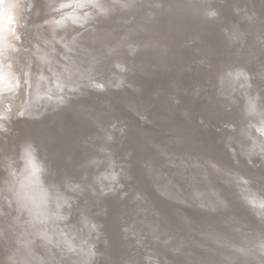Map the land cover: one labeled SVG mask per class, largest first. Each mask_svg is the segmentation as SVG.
<instances>
[{
    "label": "bare ground",
    "instance_id": "obj_1",
    "mask_svg": "<svg viewBox=\"0 0 264 264\" xmlns=\"http://www.w3.org/2000/svg\"><path fill=\"white\" fill-rule=\"evenodd\" d=\"M17 1L0 0V104L4 106L0 108V117L5 118L13 110V104L6 101L7 95L15 96L23 86L12 66L13 50L16 51L12 50L13 37L20 15ZM125 3L126 0H45L46 31L37 32L33 46L39 59L37 66L31 67V60L26 68L25 88L29 90L21 115L42 117V125L50 130L36 131L41 125L30 124L33 132L23 140L19 136L17 157L7 154L0 160L8 166L10 178L2 187L3 198L10 202L12 210L11 221L5 224L10 232L13 230L8 240L10 258L15 256V264H97L100 259L108 264H176L166 254H150L146 246L153 249L156 244L163 246V251H172L173 257L189 256L191 236L179 235L173 228L195 231L192 220L176 207H156L143 200L145 192L138 191L139 163L164 197L181 198L187 187L192 189L188 194L193 196L201 192L200 187L211 192L205 206L211 209L209 213L223 214L222 223H218L222 233L214 228L201 234L223 247L220 254L264 255V235L246 236L241 216L233 212L228 199L212 196L224 185L236 193L244 192L242 188L246 187V199L264 213V177L246 174L237 160L239 154L264 160V48L242 35L232 48L231 62L222 64L218 84L212 90H217L220 104H232L230 111L241 121L238 137L230 138L239 144V153L232 149L238 164L235 168L223 167L205 152H186L192 144L191 133L178 134L176 127L164 132L161 125L144 119L135 106L119 103L114 92L103 94L92 87L96 80L93 69L100 52L95 45L88 44L97 37L96 18L99 13L107 14L114 6ZM84 28L89 30L77 36L75 29ZM110 30L102 27L105 33ZM115 47L110 44L107 51ZM8 88H12L10 93ZM83 96L94 104L85 105L81 101ZM68 99L74 101L70 111H59L60 104ZM178 100V96L172 98L168 101L170 106L160 100L164 119L173 118ZM107 104L112 114L105 110ZM192 116L193 113L187 117ZM135 119L152 123L155 133L137 128ZM89 120V134L77 131L70 135L69 129L84 126ZM71 121L74 124L68 125ZM66 127L69 128L65 130ZM29 146L31 156L27 157L25 149ZM91 150L93 154L89 156ZM60 151L75 152V159L68 166L56 163L52 159ZM173 214L181 221H174ZM228 220L240 223L227 227ZM124 224L137 225L132 238L120 236L121 229H126ZM224 232L238 238L241 244H235Z\"/></svg>",
    "mask_w": 264,
    "mask_h": 264
},
{
    "label": "water",
    "instance_id": "obj_2",
    "mask_svg": "<svg viewBox=\"0 0 264 264\" xmlns=\"http://www.w3.org/2000/svg\"><path fill=\"white\" fill-rule=\"evenodd\" d=\"M19 2L17 10L20 11V26L15 36L14 45L17 51L13 52L12 66L15 68L17 78L23 81V86L15 96L6 97V101L13 104V110L8 118L0 117L2 126L0 160L8 156L7 154L17 157L20 150L19 142L21 143L19 136L23 140L27 133L33 132L29 127L30 124L35 126L38 122L41 125L42 128L38 127L36 131L50 130L47 125H42V117L21 115V109L26 104V93L29 90L25 88L26 68L30 64L31 67L37 66L39 59L33 52V46L37 32L46 31L45 0H19ZM114 7L107 14H98L94 24L97 37L88 44L89 47L95 45V49L100 52L93 69L96 80L94 79L92 87L103 94L114 92L119 103L135 106L144 119L161 125L160 130L164 132L176 127L178 134L186 135L185 131L191 133L192 144L186 152L193 151L195 154L205 152L218 165L235 168L238 163L232 149L239 153V144L235 139L230 138L238 137L241 121L230 111L232 104L227 106L220 104L221 98L215 95L217 90L214 92L212 90L218 84L222 64L231 62L232 48L238 45L242 35L248 42L264 48V0H135L133 2L126 0L125 5ZM203 8H206V11H202ZM57 15L58 13L55 14ZM102 27H109L111 30L105 33ZM88 30V28L75 29L77 36L85 34ZM110 44H115L116 47L107 51V46ZM33 78L32 75V81ZM177 91L180 92L178 95ZM177 96L179 98L176 104L177 112L171 120L164 119L160 100L169 104L168 101ZM81 101L85 105L94 104L87 96L81 97ZM73 103L74 101L69 99L63 101L59 111H70ZM111 104L115 105V103ZM3 107L0 104V108ZM105 110L110 114L113 113L108 104ZM191 113L193 116L188 118ZM135 121L137 128L148 134L155 133L152 123H141L140 119ZM25 124L28 126L26 127ZM69 124H74V121ZM90 126L92 125L89 120L84 126L71 128L68 132L71 136L76 135L77 131L89 134ZM57 128L54 129L59 133ZM129 143L134 141L130 140ZM172 148L177 152L175 147ZM61 152L52 160L68 166L75 159L76 153L63 151L61 154ZM88 154L92 155L93 151ZM46 157L48 159V155ZM237 160L246 174L250 176L258 174L264 177V160L261 157L248 158L239 154ZM83 165L82 167H85ZM166 165L170 167V162ZM139 172L141 185H138L140 187L138 191L141 192L140 189H143L145 192V195L142 194L143 200L156 207L161 206L166 209L176 207L180 213H184L192 220L195 228L192 232L177 231L173 228L179 235L184 233L191 236L193 241L189 256L179 254L173 257V252L163 251L164 247L160 244L154 245L153 249H148L151 245H147L146 249L150 254H166V257L173 258L176 264H264V255L261 253H256L252 257L244 256L243 252L238 256L222 255L220 251L223 247L215 245L211 239L201 234L203 231L216 229L222 233L218 223H222L223 214L209 213L211 209L205 206L209 203L211 195L208 189L199 186L201 192L193 196L192 193L188 194L192 189L187 187L185 195L180 194L181 198L175 196L172 200L161 195L157 186L144 171L142 163H139ZM9 179L8 166L0 161V264H15L13 259L15 256L10 258L8 250V240L13 230L10 232L9 227L5 226L11 221L12 210L10 202L2 195L5 180ZM220 190L212 192V196L219 200L228 199L233 212L241 216L243 221L241 228L247 233L245 235H264V213L259 212V208L246 199V187L242 188L244 192L237 190V193L225 185ZM227 190H230L229 195H225ZM128 193L132 191L129 190ZM172 217L178 222L182 219L176 214ZM160 222L167 226L164 221L160 220ZM227 223L229 224L226 226L229 227L240 222L228 220ZM170 226L172 225L168 227ZM122 227L124 230L121 229L120 236L132 238L131 235L136 232L137 225L124 224ZM14 229H18V226ZM224 233L232 238L235 244H241L238 238L230 236L228 232ZM138 242L135 239V243ZM97 264L108 263L100 259Z\"/></svg>",
    "mask_w": 264,
    "mask_h": 264
},
{
    "label": "rangeland",
    "instance_id": "obj_3",
    "mask_svg": "<svg viewBox=\"0 0 264 264\" xmlns=\"http://www.w3.org/2000/svg\"><path fill=\"white\" fill-rule=\"evenodd\" d=\"M17 2H19V1H17ZM19 5H20V4L18 3V7H19ZM18 12L20 13L19 10H18ZM18 26H20V20H18L17 28H16V30H15V35H17V33H18V32H17L18 29H19ZM15 35H14V36H15ZM14 38H15V37H13V39H14ZM14 40H15V39H14ZM14 42H15V41H14ZM14 42H13V43H14ZM13 47H14V48H12V50H13V49H16L15 45H14ZM9 51H10V52H9V56H10V53H11L12 51H11V50H9ZM13 51H15V50H13ZM16 51H17V49H16ZM15 80H16V79H15ZM6 90H7V89H6ZM6 90H5V91H6ZM9 90H10V91H9ZM11 91H12V88H10V89L8 88V92L10 93ZM8 92H7V93H8ZM12 96H13V95H12Z\"/></svg>",
    "mask_w": 264,
    "mask_h": 264
},
{
    "label": "snow or ice",
    "instance_id": "obj_4",
    "mask_svg": "<svg viewBox=\"0 0 264 264\" xmlns=\"http://www.w3.org/2000/svg\"><path fill=\"white\" fill-rule=\"evenodd\" d=\"M25 153H26V156L27 157H30L31 156L30 146L25 149ZM212 167H215V165H212Z\"/></svg>",
    "mask_w": 264,
    "mask_h": 264
},
{
    "label": "clouds",
    "instance_id": "obj_5",
    "mask_svg": "<svg viewBox=\"0 0 264 264\" xmlns=\"http://www.w3.org/2000/svg\"><path fill=\"white\" fill-rule=\"evenodd\" d=\"M212 15H215V13H212Z\"/></svg>",
    "mask_w": 264,
    "mask_h": 264
}]
</instances>
